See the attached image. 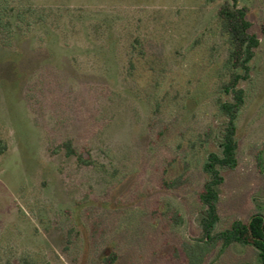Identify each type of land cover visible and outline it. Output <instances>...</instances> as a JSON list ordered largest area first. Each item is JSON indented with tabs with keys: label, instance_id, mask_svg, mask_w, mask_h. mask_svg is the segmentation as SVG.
Instances as JSON below:
<instances>
[{
	"label": "rangeland",
	"instance_id": "374dc122",
	"mask_svg": "<svg viewBox=\"0 0 264 264\" xmlns=\"http://www.w3.org/2000/svg\"><path fill=\"white\" fill-rule=\"evenodd\" d=\"M222 1L31 0L51 12L54 57L0 92V264H102L111 252L115 264H184L183 244L203 236L197 194L226 122L216 104L229 52ZM237 6L259 48L239 84L237 167L220 171L214 234L264 218V0ZM32 33L26 52L40 49L43 29ZM136 37L154 53V106L149 78H127ZM66 141L90 162L56 150ZM181 174L179 189L162 187ZM207 264L262 263L253 247L233 243Z\"/></svg>",
	"mask_w": 264,
	"mask_h": 264
},
{
	"label": "trees",
	"instance_id": "16d2710c",
	"mask_svg": "<svg viewBox=\"0 0 264 264\" xmlns=\"http://www.w3.org/2000/svg\"><path fill=\"white\" fill-rule=\"evenodd\" d=\"M237 2L238 0H223L216 10L220 33L226 38L229 47L225 66L227 80L219 86L221 97L216 102L217 109L226 122L219 153L209 152L203 165L207 180L197 194L198 203L204 210V217L200 222L203 236L200 242L183 244L184 264H207L219 246L225 248L233 243L253 247L258 252L261 263L264 264V218L262 215H252L246 222H234L228 230L215 234L213 232L219 222L218 188L223 182L220 171L234 170L237 167L236 120L246 98L239 84L248 79L249 64L259 48V38L249 33L248 10L246 7L238 8ZM50 14L51 12L34 6L31 0H0V51L5 52V55L0 58V92H3L4 87L7 86L10 87L11 92L15 87L19 89L33 68L45 61H52L54 56L49 48L51 33L45 30ZM52 24H56V21ZM41 28L44 36L39 38L40 49L24 51L21 43L28 42V36H31L34 30ZM262 28H264V23ZM262 34H264V29ZM131 51L135 57L128 61L127 78L132 82L136 81L138 74L149 78L150 86H147L145 90L149 89L151 93L146 96L145 101L154 106V53L148 54L144 44L137 37L132 41ZM139 62H142L146 73L137 72L136 65ZM105 64L109 74L112 68L111 63L106 60ZM135 71L137 73H134ZM107 78L111 80L110 75H107ZM56 150H63L67 158L76 157L80 164L86 165L90 162L84 161L81 155L76 153L70 141L62 143ZM5 151L6 146L0 140V157L5 154ZM185 182L186 177L181 174L172 180L163 181L162 187L177 190ZM174 217H178L176 213ZM116 260L117 254L111 252L103 258L102 264H115ZM21 264L35 263L24 258Z\"/></svg>",
	"mask_w": 264,
	"mask_h": 264
}]
</instances>
